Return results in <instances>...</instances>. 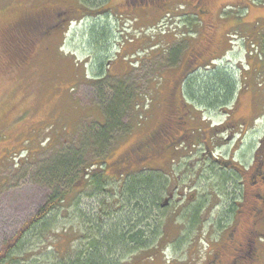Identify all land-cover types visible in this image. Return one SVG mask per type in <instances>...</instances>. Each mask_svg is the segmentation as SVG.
<instances>
[{"label":"rangeland","instance_id":"obj_1","mask_svg":"<svg viewBox=\"0 0 264 264\" xmlns=\"http://www.w3.org/2000/svg\"><path fill=\"white\" fill-rule=\"evenodd\" d=\"M103 1L0 0V34L17 18L34 14V9L73 11L65 33L42 38L25 67L5 62L7 42L0 36V248L50 195L64 197L49 215V229L26 243L28 255L39 264H54L57 248H78L92 234V226L111 233L112 226L122 225L123 230L139 220L129 219L133 212L123 193L126 175L118 171L116 162L162 122L165 111L160 92L167 78L178 77L175 70L183 52L188 56L201 43L214 41L222 47L218 69L224 66L236 81L235 117L251 110L249 93L254 83L262 90L258 99L264 105L260 40L264 35V0H200L199 7L198 0H155L148 13L134 14L124 8L125 0H108L106 8L98 12L100 16L96 12L92 19L89 13ZM83 9H87L86 15ZM97 27L106 28L107 39L101 44L93 42L90 35V28L97 33ZM230 40L231 44L224 45ZM257 48L260 55H251ZM125 56L133 63L126 72L122 63L117 64ZM113 87H122L131 100L121 117L123 125L107 135L109 139H92L93 133L97 135L101 125L107 124V106L115 97ZM210 116L214 124L224 118L222 111H212ZM257 123L255 129L246 131L243 141L237 140L241 146H234V136L215 155L227 158L234 152L235 160L248 165L255 141L264 133L262 122ZM127 128L130 131L126 133ZM104 157L108 183L98 188L86 173L92 163L103 162ZM172 172H178L177 165ZM197 183L200 189L216 186L204 178ZM201 192L200 197L209 198ZM168 211L155 212L158 223L141 224L151 233V246L124 252L123 246L115 245L111 261L196 264L198 255L191 251L194 234L183 226L178 229L166 224L163 220ZM212 213L199 226L201 235L211 230ZM164 224V236L159 240L162 232L156 230Z\"/></svg>","mask_w":264,"mask_h":264},{"label":"flooded vegetation","instance_id":"obj_2","mask_svg":"<svg viewBox=\"0 0 264 264\" xmlns=\"http://www.w3.org/2000/svg\"><path fill=\"white\" fill-rule=\"evenodd\" d=\"M125 1L124 8L129 9L130 14L148 13L155 7V0ZM105 8L103 1L98 12ZM34 10L35 13H28L27 17L29 23L37 19L33 23L35 28L27 29L24 17H19L12 27L2 30V42H7L4 48L7 64L25 67L35 53L36 44L54 33H65L66 23L73 19V11L57 13L47 7ZM83 10L86 15L87 9ZM96 12L89 13L92 19ZM90 31L92 35L91 28ZM227 44H231V40L224 43ZM221 49L214 41H206L190 50L188 56L185 52L180 55L175 70L179 72L178 77L167 78L160 92L165 111L162 122L131 145L117 164L128 160L124 165L129 168L131 165L132 170H157L171 178L164 190L167 197L161 205L164 212L169 210L163 221L178 229L183 226V230L194 234L191 251L192 255H198L196 264H264V133L255 141L254 155L248 165L235 160L234 152L227 158L215 155L227 141L232 142L234 136H237L234 146L243 141L246 131L255 129L258 121L264 127V105L258 99L262 90L257 83L251 86V110L238 117H235L237 101L233 103V90L229 95L224 92L221 102H210L196 95L198 84L203 79L209 80L212 70L219 68ZM254 52L250 54L260 55L259 50ZM121 58L117 64L122 63L126 72L133 63L128 56ZM223 70L235 81L227 68L223 66ZM212 111H222L221 123L211 122ZM175 165L177 173L172 172ZM199 178L216 186L200 189L197 187ZM200 191L210 195L209 198L200 197ZM211 213L215 216L211 218L212 228L201 235L199 226L210 219Z\"/></svg>","mask_w":264,"mask_h":264},{"label":"trees","instance_id":"obj_3","mask_svg":"<svg viewBox=\"0 0 264 264\" xmlns=\"http://www.w3.org/2000/svg\"><path fill=\"white\" fill-rule=\"evenodd\" d=\"M107 1L105 0L106 6L108 4ZM93 10L98 13L99 8ZM24 19L27 29L32 26L35 28L33 23L37 19L32 20L30 23L28 21L29 17L26 16ZM44 20V18L41 19L42 23H44ZM96 30H98L97 33L93 32L92 29L93 42L101 44L103 39H107L104 37L106 28L97 27ZM260 40L264 49V35ZM235 83L223 69L212 70L209 80L204 81L203 79L200 84L196 83V87L198 84L196 95L210 102H221L225 97L224 92L226 95H229L231 90H233L234 94L236 93ZM113 90L115 97L107 106L109 113L106 121L107 124L105 126L101 125L99 133L97 135L93 133L92 139H107V135L110 136L112 131L123 125L121 117L124 111L128 110L131 100L126 96V92L122 87H113ZM125 131L127 133L130 129L128 131L127 128ZM105 159L104 157L103 162L92 163L91 168H87V178H89L90 183L98 188L108 183V176L104 166V164L107 165ZM127 162L128 160L121 164L124 165ZM98 164L100 165L98 166ZM121 164H117L118 171L126 175L123 193H125L126 202L129 203L130 210L133 212L129 219L139 218V220L137 219L133 223H129L127 228L123 230L122 225H118V227L112 226L111 233H102V230L92 226V234L88 235L85 238L87 241L81 242L78 248L72 249L71 247L68 251H61L57 248V261L54 264H114L110 259L113 246H123V248H120L121 251L130 252L145 249L154 243L153 241H149L151 233L147 234L149 231L147 229L144 231L141 224H150L149 221L158 223L154 214L156 211L161 210L165 195L164 190L171 178L165 176L161 171L150 169H136L137 171H135V169H131V165L129 168L127 165L123 167ZM63 199L62 194L53 193L50 195L45 203L22 224L16 233L3 242L0 248V264H39L36 259L32 260V256L28 255L29 248L26 247V243L33 235H43L45 229H49V224H47L49 215ZM156 232H162L159 235V240H161L164 236L165 224L164 226L160 225V230L158 229ZM128 245L132 247L128 248ZM106 250L110 254H105L104 251Z\"/></svg>","mask_w":264,"mask_h":264},{"label":"bare ground","instance_id":"obj_4","mask_svg":"<svg viewBox=\"0 0 264 264\" xmlns=\"http://www.w3.org/2000/svg\"><path fill=\"white\" fill-rule=\"evenodd\" d=\"M206 73V72H205ZM165 202V201H164ZM50 221V220H49Z\"/></svg>","mask_w":264,"mask_h":264}]
</instances>
